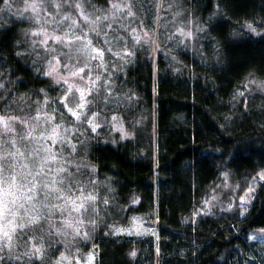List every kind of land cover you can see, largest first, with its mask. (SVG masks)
<instances>
[{
    "label": "trees",
    "instance_id": "obj_1",
    "mask_svg": "<svg viewBox=\"0 0 264 264\" xmlns=\"http://www.w3.org/2000/svg\"><path fill=\"white\" fill-rule=\"evenodd\" d=\"M81 1L96 18L80 22L103 50L85 69L88 77L101 80L100 98L95 96L94 79L90 84L103 127L100 135L95 132L93 140L86 141L77 165L83 168L78 174L82 190L97 198L100 212L91 210L81 228L90 240L38 228L34 238L35 244L43 245V258L31 256L29 261L34 249L28 246L10 253L23 261L5 255L4 264H45L59 250L68 253L71 240L82 252L96 245L95 264H244L251 250L248 235L264 229V183L245 215L239 208L250 180L264 170V95H245L243 90L251 78L264 80V34L246 27L251 21L257 31L264 29V0L166 2L165 11L171 17L180 12L191 29L186 43L193 44L186 49L174 46L175 36L167 40L163 35L157 42L156 0ZM114 4L120 6L111 10ZM92 25L103 29L95 32ZM176 25L169 20L162 32ZM23 26L0 21V67L16 81L15 88L53 91L55 82L35 71L27 52L20 53L25 46ZM125 47L134 53L130 63L124 59ZM2 96L0 91V101ZM116 99L118 107L113 104ZM82 118L70 121L91 130L85 114ZM136 217L147 224L145 233L110 234L109 225H126ZM90 219L97 220L94 230L87 223Z\"/></svg>",
    "mask_w": 264,
    "mask_h": 264
},
{
    "label": "rangeland",
    "instance_id": "obj_2",
    "mask_svg": "<svg viewBox=\"0 0 264 264\" xmlns=\"http://www.w3.org/2000/svg\"><path fill=\"white\" fill-rule=\"evenodd\" d=\"M88 1L89 0H87V2ZM34 2L37 4L42 3L44 6L43 9L37 8L36 12L33 13L30 8L26 7V5ZM166 2H170V0H156L157 6L153 28L154 37L157 38L158 42L159 39L162 40L164 38L163 35L167 37V40H169V38L172 36H175L173 41L175 47L180 46L182 49H186L185 46H187V48L192 47L193 42H191L190 45H187L186 43L188 39L192 37V35L188 36L185 34L189 31L191 32V29L188 28L189 26L185 19L180 16V12L174 13L173 17H171V15L165 11L167 8L165 5ZM9 3L12 5L10 10L4 7L5 0H3V3L0 7V21L6 23L10 21L24 23V26L21 29V35L24 36V38L21 39H23L25 46L22 47L20 53L27 52L29 56L33 58L31 63L35 65V71L37 72L40 70L37 73L47 78L50 82H55L52 83V85H54L56 88L53 91H47L48 87L43 88V91H41L42 89H40V91H26L15 88L16 81L12 79L11 81L7 72H5L2 67H0V91H2L3 94L0 101V116L5 118L4 122H0V153H11L17 150L24 153L23 157H16L15 162H13L12 157H9L7 159L6 170L7 165L9 164L15 167L18 174H24L28 170L22 167V165L33 164V160L28 156V154L32 149L38 147L36 141L40 139L39 133L41 131H43L45 135L48 136L47 143L51 145L53 149L61 148L59 142L53 145L51 143L52 137L48 135V133L52 131L54 125H59L57 131L61 137H67L68 140L71 141V144L67 143V141L65 142L63 145V151L66 153H63H71L70 156L66 155L65 158L71 159L72 165L70 167L73 170L74 166L79 164V160L82 157V150L85 148L84 145L87 144L86 141L93 140V134L95 132L89 130L87 126H85L84 129L78 124L75 126L74 123L70 121V119L73 118L74 122L79 120H77L76 117L68 111V108L64 106L65 102H67L68 107H72L75 111L80 113L81 119H83V114H85L87 123L89 118L92 119L93 123H88V126H90L91 129L94 124H98L99 128H97L96 131L98 134L100 131H102L103 127L102 122L99 120V117L100 119L102 118V113L99 112L98 109L95 108V104H93L95 100V88L91 87L90 84L91 80L94 79L93 81L94 83L96 82L98 93L95 96L100 98L99 96L103 94V92L99 89L101 80H98L97 77L93 79L88 77V71L85 70L91 65V59L99 56V54L95 53L94 51V49L98 47L95 46L91 41L93 33H90L86 28H83V24L80 22L81 20H84V17L80 14L81 12L89 17L88 20H90L92 17L96 18V16H92L91 13L87 12L84 7V3L81 0H68V3H65V0H9ZM56 3L61 5L59 9L55 7ZM77 4H79L81 7L77 8ZM116 6L118 8L120 5H111V10L112 8H116ZM49 13L51 15H49ZM65 13H67V15H64ZM29 16H39L40 20L39 22L35 21L34 19L29 20ZM180 19L185 22L184 25H180ZM169 20L172 21V24L178 22V25H176L172 31L162 32V30L167 27ZM52 21L58 22L60 26L55 27L54 24L51 23ZM69 25H73L71 31H68ZM92 27L93 28L91 30H94L95 32L103 29L98 25H92ZM32 29H37V31L33 33L31 31ZM41 29L43 30L41 31ZM178 29H183V33L178 31ZM76 33H79V35H75ZM54 36H60L61 40L53 39ZM65 36L69 38L74 37L76 39H64ZM45 40V43H41V41ZM33 41H35V43H33ZM89 41L91 42L90 46H88ZM65 65H68V67H65ZM78 69H83V71L78 72ZM49 71H51V75L47 74ZM254 81L264 82V80L255 78L247 80L243 84L245 95L247 94L253 96L257 95L258 93V95H264V87H261ZM69 89H71V91H69ZM81 90L85 92L84 100L87 103H85L83 108H78L77 105L80 103ZM66 92H68V96L65 98V100H61L60 97L64 96ZM239 92L242 91L240 90ZM42 93L48 95L46 96L47 100L46 98L42 97ZM113 104L115 107H118L120 105V101L116 99ZM102 108L103 110H106L107 105L102 104ZM133 108H135V105H133ZM59 110L61 111L60 115L58 114ZM38 112L40 113L39 117H37ZM93 112L97 113L96 117H92ZM11 117H20L21 120L26 121V123L22 124L18 120L10 119ZM49 117H52L53 119H49ZM5 123L8 125L7 131L5 130ZM29 131L32 132L31 137L28 136ZM78 135L84 137V139L76 140L75 136L78 137ZM13 139L16 141L15 145L11 143ZM72 144L76 145L74 152L72 151ZM77 150H81L80 154H78ZM75 153L77 155H75ZM83 165L84 167L86 166L85 164ZM52 167L54 170L57 165H53ZM5 179H7V176ZM77 179L81 181L82 176L77 175ZM263 183L264 179H260V175L250 180V186H248L247 189L251 188L253 191L251 193L245 191V193L242 195L246 197L248 202L245 204V201L240 200V205L245 204L247 209L244 212V215L251 207L255 192ZM81 185H84V183ZM79 194L80 191H77L71 195L75 199L76 197H79ZM89 195L92 194L87 191L83 192L85 202L89 204L88 211L84 212L80 217L85 222L87 219L86 217L91 216L92 212L91 201L87 200ZM58 202L59 201H51V203ZM65 219L73 224L78 223V217L74 211L66 210L63 213V217H60L59 209H57L52 219L51 228H54L55 230L56 228H61L60 234L68 238L69 236H73L72 228L65 225ZM85 224L82 225L81 228L83 226L86 227ZM116 227H123L130 230L119 232L115 235L143 234L148 228L147 224L138 217L134 218L129 224L116 225ZM42 228H49V223L46 221ZM262 230L264 229H257L248 235L246 241L251 245V250L249 257H247L244 264H264V231ZM34 234L35 232L33 229L26 230L24 234H21L20 231L17 230L16 232L11 233L12 247L10 250L7 248L8 241L6 238L0 239V246H3L4 249H6V251L9 253L13 252L14 249L17 248H20L21 250L27 249L28 246H32L34 243H36ZM72 241L73 240L67 243V246L69 247L68 253L66 251L59 250L55 252L50 258H48V261L45 260L46 262H43H45V264H56V262L59 261V264H77L76 257L79 256L80 264H86L88 260L87 254L89 252H82L78 249V245L72 243ZM77 249L79 251H77ZM61 253L64 254L63 257H61ZM95 260L96 256L92 261V264H95Z\"/></svg>",
    "mask_w": 264,
    "mask_h": 264
},
{
    "label": "snow or ice",
    "instance_id": "obj_3",
    "mask_svg": "<svg viewBox=\"0 0 264 264\" xmlns=\"http://www.w3.org/2000/svg\"><path fill=\"white\" fill-rule=\"evenodd\" d=\"M195 2V0H193ZM65 3H68V0H65ZM60 4L56 3L55 7L57 9L60 8ZM4 7L7 9H11L12 5L9 3V0H5ZM26 7L30 8L33 13L36 12L37 8L43 9V4H37V3H31L26 5ZM77 8L81 7L79 4L76 5ZM127 7V6H126ZM217 8L219 9V5H217ZM84 20L87 21L89 19L88 16L84 15L83 12L80 13ZM131 15V13H129ZM19 15V13H18ZM49 15H51L49 13ZM64 15H67L65 13ZM29 20H35L39 22L40 17L39 16H29ZM99 19V18H97ZM51 23L54 24L55 27H59V23L56 21H52ZM111 27V25H109ZM246 27L251 33H255L256 35L264 34V29H261L260 31H257V28L254 26V23L251 21L246 22ZM73 28V25H69L68 31H71ZM43 29H41L42 31ZM203 30V29H201ZM33 33L37 31V29L31 30ZM135 31V30H133ZM178 31H181L183 33V29H178ZM188 36H191L192 33L189 31L185 33ZM26 35V31H25ZM53 39L55 40H61L60 36H54ZM64 39H76V38H69L67 36L64 37ZM139 37H137V41H139ZM45 41H41V43H45ZM17 44H20L21 41L17 40ZM35 43V41H33ZM144 43H153L151 40H145ZM91 42H88V46H90ZM95 53L99 54L100 56L103 55V50L100 48L94 49ZM111 51V49H109ZM125 52H128V56L125 59V62H132V59L134 57V53L129 51L127 47L124 48ZM140 51H146V49L141 48ZM19 55V53H17ZM116 55H120V53H116ZM65 67H68V65H65ZM116 65H113V68H115ZM122 69H117V71H121ZM79 71H83V69H78ZM48 75H51V71L47 73ZM111 75V74H110ZM99 79V77H97ZM58 82V81H57ZM261 87H264V82H258ZM104 84L107 85L108 82L104 81ZM43 91V89L41 90ZM71 91V89H69ZM108 91H112V87H108ZM85 92L81 90L80 95V103L77 105L78 108H83L85 103H87L84 100ZM238 95L243 96L242 92H239ZM68 96V92L65 93L64 96L60 97L61 100H65V98ZM47 100V97H46ZM65 107L68 108V111L72 113L73 116L76 117L77 120L81 119V115L78 111H75L72 107H68L67 102H65ZM40 113H37V117H39ZM97 113L93 112L92 117H96ZM10 119L18 120L22 124L26 123V121L21 120L20 117H11ZM49 119H53L52 117H49ZM5 118L0 116V122H4ZM89 124H92L93 121L91 118L88 120ZM5 130L7 131L8 125L5 123ZM35 127V126H34ZM59 128V125H54L53 129L50 133H48L49 136L52 137L51 143L59 144L61 145V148L59 149H53L51 145L47 143L48 136L45 135L43 131L39 133L40 139L36 141L38 147L35 149H32L28 156L33 160V164H24L22 167L28 169L24 174H18L16 172V169L13 165H7L6 170V164L7 159L9 157L13 158V162H15L16 157H23L24 153L20 152L19 150L14 152H3L0 153V239L6 238L8 241L7 248L10 250L12 247L11 241H12V235L11 233L16 232L17 230L20 231L21 234H24L26 230L28 229H37L41 228L43 230L42 226L47 221L49 223V228L52 227V219L54 214L56 213V210L59 209L60 217H63V213L66 210L74 211L77 214L78 217V223H71L67 219L64 220L65 225L72 228V235L74 238L81 237L84 240H90L91 237L88 234V231H81V226L85 224V221L80 218L84 212H87L89 209V204L85 202V197L83 195L76 197L75 199L71 195L72 193H75L77 191H82V185L81 181L77 179V175L81 171L80 166L76 165V172H73L71 170L72 161L71 159H66L65 156H70L71 153L64 154L63 153V145L67 141V143L71 144V141L68 140L67 137H61L57 131ZM97 128H99L98 124H94L91 131L96 132ZM14 131V129H13ZM123 131V129H122ZM124 135L131 136L132 133L124 132ZM28 136H32V132L29 131ZM115 141H113L114 143ZM13 145H15L16 141L13 139L11 141ZM42 145V146H40ZM72 151L74 152L76 149V145L72 144ZM53 165H57L55 169L53 170ZM86 170V169H85ZM222 175L227 178V173H222ZM260 179H264V170H261L260 172ZM7 176V179L5 177ZM247 192L251 193L253 189L249 188L246 190ZM88 201H91V210L99 215L100 209L96 207L97 204V198L95 196L89 195L87 197ZM241 201H245V204L248 202L246 200L245 196L240 197ZM51 201H59L58 203H51ZM79 201V203H78ZM105 204V212H107V208L109 207L108 201L105 199L103 201ZM205 205H208V201H204ZM245 204L239 205V208L241 209L240 214L244 215V212L247 210L245 207ZM229 209L232 208V205H228ZM201 212L205 211L204 208L200 210ZM207 211H211V207L207 208ZM195 215V214H194ZM88 224L92 226V230H94L97 226V220L96 219H90L87 221ZM110 234L115 235L119 232L128 231L130 229H125L123 227H116L115 225H109L108 226ZM264 231V230H262ZM56 232L60 233L61 228H56ZM31 239V237H30ZM41 240H43V237H40ZM43 245H37L33 244L32 249H34V252L31 253L29 256V261H31V256H39L43 258V251H42ZM77 251H79L77 249ZM157 253L160 252L159 247L156 249ZM7 255L9 260L15 259L16 261H23L24 257L16 256L13 257L10 255L9 252L4 251V247L0 246V264H4L3 257ZM88 260L86 264H92V261L95 259V256L97 255L96 252V245L92 246V250L87 254ZM132 256L136 255L135 250L131 253ZM64 254L61 253V257H63ZM77 264H80V258L79 256L76 257ZM56 264H59V261L56 262Z\"/></svg>",
    "mask_w": 264,
    "mask_h": 264
}]
</instances>
